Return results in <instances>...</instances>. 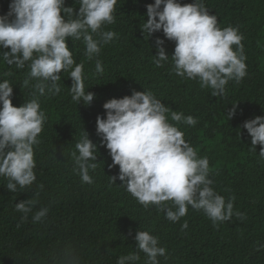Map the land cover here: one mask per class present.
<instances>
[{
	"label": "trees",
	"instance_id": "obj_1",
	"mask_svg": "<svg viewBox=\"0 0 264 264\" xmlns=\"http://www.w3.org/2000/svg\"><path fill=\"white\" fill-rule=\"evenodd\" d=\"M154 2L117 0L115 22L101 29L116 35L92 59L82 39L67 40L74 60L83 65L85 91L95 94L90 105L72 99L69 72H61L59 93L45 89L41 95L34 88L30 62L23 69L9 66L3 51L10 48L0 49V82L8 80L13 86V106L37 99L46 116L40 142L33 146L36 181L11 192L7 178L0 177V264H117L119 257L134 252L140 257L135 264H146V254L136 248L137 231L149 232L166 249L165 256L157 257L159 264H264V158L260 145L251 149V137L243 128L245 121L264 116V0H203L209 14L217 16L218 27L237 28L244 37L247 75L239 82L230 80L217 97L212 89L201 88L198 79L175 74V42L162 30L151 37L142 32L146 6ZM10 3L0 0V15L8 13ZM65 6L79 11L78 0H65ZM157 38L164 40L169 56L162 67L155 64ZM97 60L102 73L96 71ZM133 90L151 91L168 106L169 122L184 133L198 157L208 158L210 187L226 203L235 198L230 220L214 224L203 210L188 206L187 214L172 222L157 206L141 205L119 179L111 181L118 177L119 166L109 168L112 158L97 135L96 118H106L104 103L131 96ZM171 110L193 116L197 124L172 121ZM84 131L98 148L97 167L89 169L91 184L82 182L72 156L79 155L75 145ZM27 199L36 203L23 219L16 203ZM41 208L48 209L47 215L34 222ZM185 221L187 229L182 227Z\"/></svg>",
	"mask_w": 264,
	"mask_h": 264
},
{
	"label": "clouds",
	"instance_id": "obj_2",
	"mask_svg": "<svg viewBox=\"0 0 264 264\" xmlns=\"http://www.w3.org/2000/svg\"><path fill=\"white\" fill-rule=\"evenodd\" d=\"M77 2V0H76ZM79 11L66 7L65 0H11L9 11L0 15V49L3 60L23 69L28 63L30 76L36 80L34 88L43 95L60 92L58 81L61 72H69L72 79V99L90 105L93 92L85 91L83 65L77 64L67 40H83L89 59L98 56L101 45L115 37L112 31H101L104 25L115 22L117 0H78ZM147 7V21L142 32L148 37L160 30L175 42L174 72L177 76L199 80L201 88L212 89L213 97L222 96L230 80L241 81L247 75L243 35L237 28L218 27L216 15H210L203 0L182 5L179 0H155ZM63 13V15H62ZM158 18V19H157ZM91 33H98L100 40ZM155 64L162 67L169 56L164 40L156 39ZM236 46L235 50L233 46ZM96 71L103 72L102 64L96 62ZM13 86L8 80L0 82V177L8 180L7 189L16 192L30 187L36 181L33 146L38 144L39 134L46 121L37 99L13 106ZM236 105L227 113L231 119ZM106 118L97 116L96 132L109 150L112 164L119 166V174L110 177L148 208L157 206L166 218L177 222L187 214L188 206L203 212L217 222L228 221L233 215L234 197L227 203L225 198L210 187L209 160L198 157L197 151L186 142L184 133L168 120V106L157 99L151 91H135L131 96L112 98L104 103ZM171 120L183 121L195 126L197 120L189 115L171 110ZM251 137V149L260 145L259 156L264 158V116H255L243 124ZM81 141L72 153L82 182L93 183L89 169L97 167V145L84 131ZM168 202H171L169 207ZM36 202L27 199L16 203V210L24 213L23 219L32 211ZM173 207L176 209L173 211ZM48 209L41 208L33 216L40 221ZM238 218H243L236 212ZM187 229L185 221L182 225ZM136 248L147 256L146 264H159L158 256H165L166 249L158 246V238L147 231H137ZM140 259L134 252L121 256L117 264H135Z\"/></svg>",
	"mask_w": 264,
	"mask_h": 264
}]
</instances>
